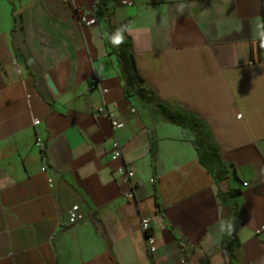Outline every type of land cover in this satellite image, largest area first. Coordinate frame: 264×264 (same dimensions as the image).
Here are the masks:
<instances>
[{
	"label": "crops",
	"instance_id": "obj_1",
	"mask_svg": "<svg viewBox=\"0 0 264 264\" xmlns=\"http://www.w3.org/2000/svg\"><path fill=\"white\" fill-rule=\"evenodd\" d=\"M70 1L0 0V264H152L141 218L158 264H228L233 237L234 264H264V0ZM111 24L132 40L144 98L125 93ZM95 75L103 93L90 89ZM103 103L124 124L120 157L94 110ZM163 109L209 130L225 181ZM123 164L138 181L133 202ZM75 206L84 218L70 224Z\"/></svg>",
	"mask_w": 264,
	"mask_h": 264
},
{
	"label": "trees",
	"instance_id": "obj_2",
	"mask_svg": "<svg viewBox=\"0 0 264 264\" xmlns=\"http://www.w3.org/2000/svg\"><path fill=\"white\" fill-rule=\"evenodd\" d=\"M96 12L97 17L99 18L104 14L100 6ZM117 35H120L123 41L119 45H116L113 42ZM107 42L112 45L114 54L117 57L125 93L128 95L136 94L141 98H144V93L146 91L143 86V80L137 71L131 38L125 34L124 30L120 29L115 24H111L107 35ZM163 110L165 116L171 123L179 125L183 129L191 130L194 133L193 144L197 150L199 162L203 167L211 172L217 183L225 181L229 177V169L222 159L219 149L212 142L209 130L191 114L184 113L182 111ZM152 148H154V144L152 145ZM155 158L156 152L153 151V161ZM234 196L235 195L231 194L229 197L235 198ZM220 197L224 202H226L228 198L224 195V193H221ZM232 206L233 209H236L234 202L232 203ZM107 244L109 247L108 241ZM239 246L240 242L237 237H233L226 242L225 250L228 264H234Z\"/></svg>",
	"mask_w": 264,
	"mask_h": 264
},
{
	"label": "built area",
	"instance_id": "obj_3",
	"mask_svg": "<svg viewBox=\"0 0 264 264\" xmlns=\"http://www.w3.org/2000/svg\"><path fill=\"white\" fill-rule=\"evenodd\" d=\"M64 1L67 3L71 2L70 0H64ZM78 20L84 26H92L96 24V20L94 18L89 19L83 13L81 14L78 13ZM104 80H105L104 77L97 76V75L93 76L90 81V89H93V90L97 89L103 93L104 89L102 87V84ZM94 110L96 114L101 115L102 117H105L108 119L110 123L111 131H112V145L114 149V155L116 157H120L121 148H120V143L116 136V132L117 130L123 128L124 124L114 118V116L109 112L105 103L96 107ZM39 124H40L39 120L34 121L35 126ZM35 145L39 147L41 150V162H42L41 172L46 173L48 170L49 158H48L47 153L45 152V144L40 138H38L36 140ZM115 173L117 174V176L123 179L124 183L127 186L126 190L123 191L122 196L127 201H132V202L135 201L134 190L136 186L138 185V181L135 179V174L133 170H131L125 164H123L122 166L118 167L115 170ZM48 183L50 186H52L53 179L51 177L48 178ZM83 218L84 216L79 213V208L77 206L73 207L71 210L68 211V219H69L70 224L76 223L82 220ZM140 228L144 235V240H145V245H146L148 256L150 257L152 264H158L154 258V255L157 251V240H156L155 235L151 231L150 219L141 218ZM262 231H264V225H262L258 230L259 233H261Z\"/></svg>",
	"mask_w": 264,
	"mask_h": 264
},
{
	"label": "water",
	"instance_id": "obj_4",
	"mask_svg": "<svg viewBox=\"0 0 264 264\" xmlns=\"http://www.w3.org/2000/svg\"><path fill=\"white\" fill-rule=\"evenodd\" d=\"M47 84L49 85V87L51 88V90L54 92V94H57V90L55 88V85L53 84V82L50 79V77H48ZM95 226L98 228V231L100 233H104L103 228H102V226H101V224L99 222H96Z\"/></svg>",
	"mask_w": 264,
	"mask_h": 264
},
{
	"label": "clouds",
	"instance_id": "obj_5",
	"mask_svg": "<svg viewBox=\"0 0 264 264\" xmlns=\"http://www.w3.org/2000/svg\"><path fill=\"white\" fill-rule=\"evenodd\" d=\"M116 45H119L120 43H122V37L120 35H117L113 41ZM262 46H264V43H262Z\"/></svg>",
	"mask_w": 264,
	"mask_h": 264
}]
</instances>
